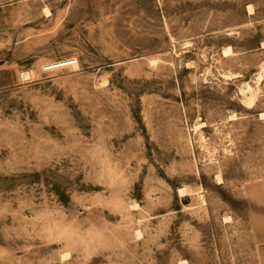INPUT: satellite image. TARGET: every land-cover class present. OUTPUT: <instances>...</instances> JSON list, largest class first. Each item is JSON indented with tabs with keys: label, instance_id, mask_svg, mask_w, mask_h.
Masks as SVG:
<instances>
[{
	"label": "rangeland",
	"instance_id": "1",
	"mask_svg": "<svg viewBox=\"0 0 264 264\" xmlns=\"http://www.w3.org/2000/svg\"><path fill=\"white\" fill-rule=\"evenodd\" d=\"M262 40L264 0H0V264H264Z\"/></svg>",
	"mask_w": 264,
	"mask_h": 264
},
{
	"label": "bare ground",
	"instance_id": "2",
	"mask_svg": "<svg viewBox=\"0 0 264 264\" xmlns=\"http://www.w3.org/2000/svg\"><path fill=\"white\" fill-rule=\"evenodd\" d=\"M246 8H247V11H248V13H253L254 12V9H253V6L251 5V4H248L247 6H246ZM46 11V10H45ZM49 12V11H48ZM50 13V12H49ZM48 14V13H47ZM231 34V33H230ZM185 42H186V40H185ZM189 42V41H188ZM261 47H264V41H262L261 42ZM221 54L223 55V56H230V55H232V54H234L235 52H234V50L232 49V47L230 46V45H226V46H224V47H222V49H221ZM152 60H154V59H152ZM156 60V59H155ZM151 62H153V61H151ZM154 63H155V61H154ZM260 65V68L256 71V73H255V76H254V78H253V81H254V85H255V96L257 95V93H258V89L260 90V87H261V83H263L262 81L264 80V62H262V63H260L259 64ZM24 73V72H23ZM26 74V72L24 73V75ZM27 75V74H26ZM25 75V76H26ZM220 75H221V77L222 78H224V79H232V78H234V77H238V76H241L242 74H240V73H238V72H231V71H222V72H220ZM23 77V76H22ZM245 87H246V85H245V82H242V83H240L239 85H238V91H239V93L241 94V96H240V99H242V100H244L245 102H250L252 105H253V103H252V98H250V96L248 97V95H247V93H246V90H245ZM254 93V92H253ZM257 99V98H256ZM255 102V101H254ZM259 116H260V118H264V110L263 111H260V113H259ZM237 117V114L235 113V112H231L230 114H229V116H228V118H230V119H234V118H236ZM229 120V119H228ZM203 124H205V123H203V122H196L190 129H194V131L195 130H197L198 129V127H200L201 125H203ZM200 130V129H199ZM199 132V131H198ZM216 178H217V181L218 182H220L222 179H221V177L219 176V174H217L216 175ZM177 190H178V192H179V194H185L186 193V189L184 188V187H178L177 188ZM227 218V217H226ZM226 220H228V219H226ZM66 255V254H65ZM62 257H63V255H62ZM181 263L183 264V263H186V261L185 260H183V261H181ZM186 264H188V263H186Z\"/></svg>",
	"mask_w": 264,
	"mask_h": 264
},
{
	"label": "built area",
	"instance_id": "3",
	"mask_svg": "<svg viewBox=\"0 0 264 264\" xmlns=\"http://www.w3.org/2000/svg\"><path fill=\"white\" fill-rule=\"evenodd\" d=\"M76 62V58L69 56L66 59H64L63 61H58V62H53V63H49L47 64V68H52L55 66H60V65H69V64H73ZM59 63V64H58Z\"/></svg>",
	"mask_w": 264,
	"mask_h": 264
},
{
	"label": "crops",
	"instance_id": "4",
	"mask_svg": "<svg viewBox=\"0 0 264 264\" xmlns=\"http://www.w3.org/2000/svg\"><path fill=\"white\" fill-rule=\"evenodd\" d=\"M262 41H264V40H262ZM262 41H261V42H262ZM260 46H261V44H260ZM245 85H246V84H245Z\"/></svg>",
	"mask_w": 264,
	"mask_h": 264
}]
</instances>
